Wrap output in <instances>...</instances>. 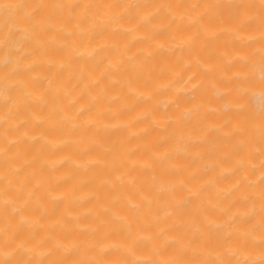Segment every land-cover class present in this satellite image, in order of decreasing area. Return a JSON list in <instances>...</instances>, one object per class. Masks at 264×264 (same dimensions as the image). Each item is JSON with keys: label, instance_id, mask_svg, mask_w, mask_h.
Returning <instances> with one entry per match:
<instances>
[{"label": "bare ground", "instance_id": "6f19581e", "mask_svg": "<svg viewBox=\"0 0 264 264\" xmlns=\"http://www.w3.org/2000/svg\"><path fill=\"white\" fill-rule=\"evenodd\" d=\"M0 264H264V0H0Z\"/></svg>", "mask_w": 264, "mask_h": 264}]
</instances>
